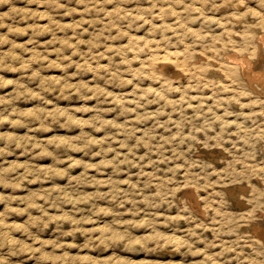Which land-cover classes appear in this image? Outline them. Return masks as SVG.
<instances>
[{
	"label": "rangeland",
	"instance_id": "1",
	"mask_svg": "<svg viewBox=\"0 0 264 264\" xmlns=\"http://www.w3.org/2000/svg\"><path fill=\"white\" fill-rule=\"evenodd\" d=\"M148 1L0 0V264H264V0Z\"/></svg>",
	"mask_w": 264,
	"mask_h": 264
},
{
	"label": "bare ground",
	"instance_id": "2",
	"mask_svg": "<svg viewBox=\"0 0 264 264\" xmlns=\"http://www.w3.org/2000/svg\"><path fill=\"white\" fill-rule=\"evenodd\" d=\"M141 1H143V0H141ZM159 1H160V0H158V2H159ZM166 1H167V0H166ZM169 1H170V0H169ZM173 1H174V0H173ZM181 1H184V2H185V0H181ZM145 2H146V1H145ZM149 2H150V0H149L147 3H149ZM176 3H177V2H176ZM179 3H180V1L178 2V4H179ZM181 3H182V2H181ZM181 3H180V4H181ZM142 4H143V3H142ZM144 4H145V3H144ZM154 4H155V3H154ZM189 4H191V2H190ZM197 4H198V3H197ZM186 5H187V4H186ZM195 5H196V4H195ZM195 5H194V6H195ZM163 6H164V5H163ZM166 6H167V5H166ZM171 6H172V5H171ZM182 6H183V5H182ZM187 6H188V5H187ZM196 6H197V5H196ZM154 7H155V6H154ZM164 7H165V6H164ZM169 7H170V6H169ZM188 7H189V6H188ZM190 7H191V6H190ZM165 8H166V7H165ZM165 8H164V10H166ZM167 8H168V7H167ZM194 8H195V7H194ZM197 8H198V7H197ZM161 9H162V8H161ZM161 9H160V10H161ZM182 9H184V8L182 7ZM234 9H235V8H234ZM160 10H159V11H160ZM171 10H172V9H171ZM199 10L201 11V9H199ZM199 10H198V13H199ZM177 11H178V10H177ZM179 11H180V10H179ZM186 11H187V10H186ZM165 12H166V11H165ZM167 12H168V10H167ZM172 12H173V11H172ZM203 12H204V11H203ZM136 13H137V12H136ZM136 13H135V14H136ZM256 13H257V12H256ZM125 14H126V13H125ZM139 14H140V13H139ZM139 14H138V15H139ZM154 14H155V13H154ZM167 14H168V13H167ZM173 14H174V13H173ZM200 14H201V13H200ZM253 14H254V13H253ZM261 14H262V13H261ZM126 15H127V14H126ZM156 15H157V14H156ZM156 15H155V17H156ZM159 15H160V14H159ZM177 15H178V14H177ZM136 16H137V15H136ZM136 16H135V17H136ZM160 16H161V15H160ZM160 16H159V17H160ZM175 16H176V15H175ZM178 16H179V15H178ZM186 16H187V15H186ZM255 16H256V15H255ZM255 16H254V17H255ZM258 16H259V15H258ZM258 16H257V18H258ZM260 16H261V15H260ZM260 16H259V17H260ZM166 17H167V15H166ZM170 17H171V16H170ZM203 17H204V16H203ZM208 17H210V16H208ZM208 17H207V18H208ZM123 18H124V17H123ZM153 18H154V16H153ZM163 18H164V17H163ZM199 18H200V17H199ZM204 18H205V17H204ZM232 18H233V17H232ZM234 18H238V17H234ZM251 18H252V17H251ZM262 18H264V17H262ZM142 19H143V18H142ZM154 19H155V18H154ZM208 19H209V18H208ZM211 19H212V18H211ZM214 19H215V18H214ZM241 19H243V18H241ZM252 19H254V18H252ZM255 19H256V17H255ZM255 19H254V20H255ZM146 20H147V19H146ZM181 20H182V19H181ZM220 20H221V19H220ZM223 20H224V19H223ZM225 20H226V19H225ZM233 20H234V19H233ZM244 20H245V19H244ZM143 21H145V20H143ZM150 21H151V19H150ZM172 21H173V20H172ZM204 21H205V20H204ZM231 21H232V20H231ZM236 21L238 22V20H236ZM242 21H243V20H242ZM257 21H258V20H257ZM260 21H261V20H260ZM145 22H146V21H145ZM148 22H149V21H148ZM174 22H175V21H174ZM174 22H173V23H174ZM178 22H180V21H178ZM182 22H183V21H182ZM207 22H209V21H207ZM217 22H218V21H217ZM228 22H229V20H228ZM154 23H155V22H154ZM159 23H161V22H158V24H159ZM170 23H171V22H170ZM218 23H219V22H218ZM233 23H235V21H234ZM112 24H113V23H112ZM180 24H181V23H180ZM220 24H221V23H220ZM222 24H223V23H222ZM222 24H221V25H222ZM226 24H227L228 26L230 25L229 23H226ZM244 24H246V23L244 22ZM247 24H250V22L247 23ZM258 24L260 25V23H258ZM148 25H149V24H148ZM155 25H156V24H155ZM163 25H164V23H163ZM234 25H235V24H234ZM255 25H256V24H255ZM149 26H150V25H149ZM151 26H152V25H151ZM151 26H150V28L153 27V26H152V27H151ZM158 26H159V25H158ZM164 26H167V24L164 25ZM164 26H163V27H164ZM168 26H169V25H168ZM155 27H156V26H155ZM182 27H183V26H182ZM249 27H251V26H249ZM114 28H115V27H114ZM119 28H120V27H119ZM156 28H157V27H156ZM160 28H161V27H160ZM168 28H169V27H168ZM168 28H167V29H168ZM174 28H175V26H174ZM174 28H171V30L174 29ZM222 28H224V27L222 26ZM252 28H254V27H252ZM252 28H251V29H252ZM117 29H118V27H117ZM146 29H147V28H146ZM181 29H183V28H181ZM189 29H190V28H189ZM191 29H192V28H191ZM251 29L249 28V30H251ZM256 29L259 30L258 28H256ZM114 30H115V29H114ZM118 30H119V29H118ZM125 30H126V29H125ZM153 30H154V29H153ZM175 30H176V29H174V31H175ZM193 30H194V29H193ZM246 30H247V29H246ZM246 30H245V31H246ZM260 30H261V29H260ZM126 31H127V30H126ZM172 31H173V30H172ZM183 31H185V29H184ZM186 31H188V26H187V30H186ZM253 31H254V30H252L251 32H253ZM255 31H256V30H255ZM117 32H118V31H117ZM119 32H120V30H119ZM189 32H191V30H189ZM189 32H188V33H189ZM224 32H225V30H224ZM226 32H227V31H226ZM258 32H260V31H258ZM262 32L264 33V30H262ZM152 33H153V32H152ZM188 33H187V34H188ZM236 33H237V32H236ZM167 34H168V33H167ZM196 34H197V33H196ZM196 34H195V35H196ZM238 34H239V33H238ZM250 34H251V33H250ZM255 34H256V33H255ZM125 35H126V33H125ZM127 35H128V34H127ZM130 35H131V34H130ZM258 35H259V34H258ZM258 35H257V36H258ZM128 36H129V35H128ZM196 36H198V34H197ZM231 36H233V35H231ZM248 36H249V35H248ZM248 36H247V37H248ZM143 37H144V36H143ZM143 37H141V38L143 39ZM247 37H246V38H247ZM249 37H250V36H249ZM254 37H256V36H254ZM130 38H131V37H130ZM137 38H138V40L140 39L139 37H137ZM137 38H135V39H137ZM144 38H146V37H144ZM222 38H223V37H222ZM227 38H228V37H227ZM256 38H257V37H256ZM128 39H129V38H128ZM150 39H153V38H150ZM224 39H225V38H224ZM252 39H253V38H252ZM252 39H251V40H252ZM131 40H132V39H131ZM138 40H136V41H138ZM145 40H146V39H145ZM145 40H144V41H145ZM155 40H156V39H155ZM237 40H238V39H237ZM249 40H250V39H249ZM254 40H255V39H254ZM129 41H130V40H129ZM129 41H128V43H129ZM136 41H134V43H135ZM148 41H149V40H148ZM167 41H168V40H167ZM225 41H226V39H225ZM230 41H231V39H230ZM247 41H248V40H247ZM130 42H131V41H130ZM150 42L152 43V41H150ZM157 42H158V41H157ZM218 42H219V41H218ZM227 42H229V41L227 40ZM238 42H239V41H238ZM252 42H253V41H252ZM128 43H127V44H128ZM148 43H149V42H148ZM166 43H167V42H166ZM224 43H225V42H223V44H224ZM232 43H234V41L231 42V44H232ZM241 43H242V42H241ZM258 43H259V44L263 47V49H264V34H261V35L258 37ZM127 44H126V46H127ZM157 44H158V43H157ZM157 44H156V46H157ZM183 44H184V43H183ZM221 44H222V42H221ZM223 44H222V45H223ZM231 44H230V45H231ZM248 44H249V43H248ZM254 44H255V43H254ZM186 45H187V43H186ZM241 45H242V44H241ZM257 45H258V44H257ZM145 46H146V45H145ZM156 46H155V47H156ZM161 46H162V45H161ZM183 46H184V45H183ZM188 46H189V45H188ZM253 46H254V45H253ZM119 47L121 48V46H119ZM127 47H128V46H127ZM151 47H152V46H151ZM155 47H154V48H155ZM165 47H166V46H165ZM209 47H210V46H209ZM212 47H213V46H212ZM221 47H223V46H221ZM230 47H232V46H230ZM239 47H242V46H239ZM239 47H237V48H239ZM243 47H244V46H243ZM258 47H259V46H258ZM258 47H256V45H255V48L258 49ZM262 47H261V48H262ZM116 48H117V47H116ZM156 48H158V46H157ZM156 48H155V49H156ZM163 48H164V47H163ZM167 48H168V47H167ZM187 48H188V47H187ZM206 48H207V47H206ZM206 48H205V49H206ZM219 48H220V47H219ZM226 48H227V47H226ZM228 48H229V46H228ZM249 48H250V46H249ZM255 48H254V50H253L254 52L252 51L253 53H256V52H255ZM261 48H259V49H261ZM123 49H124V48H123ZM131 49H132V48H131ZM160 49H161V48H160ZM212 49H213V48H212ZM241 49H242V48H241ZM243 49H244V48H243ZM243 49H242L241 51H243ZM132 50H133V49H132ZM156 50H157V49H156ZM158 50H159V49H158ZM167 50H168V49H167ZM169 50H170V49H169ZM169 50H168V52H169ZM214 50H215V49H214ZM216 50H218V49H216ZM227 50H228V49H227ZM231 50H233V49L231 48ZM239 50H240V49H239ZM247 50H249V49H247ZM139 51H141V50H138L137 52H139ZM145 51H146V50H145ZM153 51H154V50H153ZM160 51H161V50H160ZM173 51H174V50H173ZM117 52H118V51H117ZM161 52H162V51H161ZM166 52H167V51H165L164 53H166ZM181 52H182V51H181ZM187 52H188V51H187ZM211 52H212V51H211ZM211 52H210V53H211ZM214 52H215V51H214ZM219 52H220V51H219ZM219 52H218V53H219ZM226 52H227V51H226ZM226 52H225V53H226ZM245 52H247V51H245ZM118 53H119V52H118ZM139 53H140V52H139ZM162 53H163V52H162ZM182 53H183V52H182ZM208 53H209V51L207 52V54H208ZM210 53H209V54H210ZM241 53H242V52H241ZM241 53H238V56H240L239 54H241ZM248 53H249V52H248ZM166 54H167V53H166ZM169 54H170V53H169ZM179 54H180V53H179ZM184 54H185V52H184ZM204 54H205V53H204ZM207 54H206V55H207ZM223 54H224V53H223ZM123 55H124V54H123ZM125 55H126V54H125ZM132 55H133V53H132ZM147 55H148V54H147ZM175 55H176V54H175ZM180 55H181V54H180ZM185 55H186V54H185ZM213 55L215 56V55H217V54L215 53V54H213ZM242 55H244V54H242ZM251 55H253V54L251 53ZM134 56H135V55H134ZM138 56H140V55H138ZM141 56H142V55H141ZM143 56H144V55H143ZM145 56H146V54H145ZM169 56H170V55H169ZM210 56H211V55H210ZM253 56H254V55H253ZM255 56H256V55H255ZM121 57H123V56H121ZM155 57H158V56L155 55L154 58H155ZM170 57H173V56H170ZM186 57H187V56H186ZM199 57H201V54H200ZM203 57H204V56H203ZM217 57H218V56H217ZM131 58H132V57H130V59H131ZM133 58H134V57H133ZM133 58H132V59H133ZM154 58H153V59H154ZM183 58H184V56H183ZM204 58H205V57H204ZM212 58H216V57H212ZM222 58H223L222 60H224L226 63L231 64L234 68H236V70H237V68L239 69V70H237V71H238L239 74H241L242 77L245 79L244 81L247 83V86H246L247 88L249 87V88H251L252 90H255V88L257 87V86L254 85L255 82L258 83V84H260V85H262V86H264V67H263L260 71H258V70L255 71V70L251 69L249 63H247V62L245 61V58H243V57L240 58V57H237L236 55H233V54L224 55V56H222ZM157 59H159V58H157ZM168 59H169V58H168ZM195 59H196V58H195ZM146 60H148V59H146ZM151 60H152V59H151ZM175 60H176V59H175ZM246 60H247V59H246ZM192 61H193V60H192ZM207 61H208V60H207ZM209 61H211V60H209ZM130 62H131V61H130ZM144 62H145V61H144ZM169 62H170V60H169ZM172 62H174V61H172ZM172 62H171V63H172ZM184 62H185V61H184ZM188 62H189V61H188ZM211 62H213V61H211ZM214 62H215V61H214ZM214 62H213V63H214ZM125 63H126V62H125ZM178 63H179V62H178ZM190 63H191V62H190ZM204 63H205V62H204ZM204 63H202V64H204ZM208 63H209V62H208ZM215 63H216V62H215ZM254 63H255V62H254ZM159 64H161V63H159ZM179 64H180V63H179ZM209 64H210V63H209ZM129 65H130V64H129ZM139 65H140V64H139ZM139 65H138V66H139ZM162 65H163V64H162ZM168 65H170V64H168ZM193 65H194V62H193ZM195 65H196V64H195ZM199 65L201 66V63H200ZM220 65H221V64H220ZM231 65H230L229 67H231ZM130 66H131V65H130ZM141 66H143V65H141ZM185 66L187 67V65H185ZM188 66H189V65H188ZM212 66H213V65H212ZM144 67H145V66H143V68H144ZM165 67H166V66H165ZM174 67H176V66L174 65ZM202 67H203V65H202ZM205 67H206V65H205ZM214 67H215V65H214ZM221 67H222V66H221ZM223 67H225V66H223ZM223 67H222V68H223ZM227 67H228V66H227ZM233 67H232V68H233ZM127 68H129V67H127ZM139 68H140V66H139ZM176 68H177V67H176ZM178 68H181V67H178ZM190 68H191V70H192L193 67H190ZM208 68H209V66H207V68H204V67H203L204 71H205V69H208ZM210 68H211V67H210ZM210 68H209V69H210ZM225 68H226V67H225ZM193 69H194V68H193ZM203 69H202V70H203ZM209 69H208V70H209ZM217 69H218V68H217ZM217 69H216V70H217ZM226 69H227V68H226ZM126 70H127V69H126ZM139 70H140V69H139ZM144 70H145V69H144ZM202 70H201V71H202ZM208 70H206V71H208ZM214 70H215V69H214ZM236 70H234V72L237 73ZM110 71H111V70H110ZM116 71H117V70H116ZM156 71H157V70H156ZM218 71H219V69H218ZM117 72H118V71H117ZM127 72H128V70H127ZM143 72H144V71H143ZM154 72H155V71H154ZM159 72H160V71H159ZM226 72H227V71H226ZM132 73H133V72H132ZM141 73H142V72H141ZM148 73H149V72H148ZM199 73H200V72H199ZM204 73H205V72H204ZM110 74H112V72H111ZM113 74H114V73H113ZM113 74H112V75H113ZM146 74H147V73H146ZM180 74H181V73H180ZM202 74H203V71H202ZM222 74H223V73H222ZM230 74H232V73L230 72ZM230 74H229V76H230ZM118 75H119V74H118ZM132 75H133V74H131V76H132ZM135 75H136V74H135ZM149 75H150V74H149ZM161 75H162V74H161ZM181 75H182V74H181ZM199 75H200V74H199ZM205 75H206V74H204V76H205ZM227 75H228V74H227ZM241 75H238V76H241ZM136 76H137V75H136ZM194 76H195V74H194ZM223 76H224V75H223ZM232 76H233V75H232ZM150 77H152V76H150ZM180 77H181V76H180ZM205 77L208 78L209 76H205ZM215 77H216V76H215ZM230 77H231V76H230ZM198 78L200 79V76H198ZM210 78H211V76H210ZM212 78H213V76H212ZM212 78H211V79H212ZM225 78H226V77H225ZM225 78L223 77V79L226 81L228 78H227V79H225ZM235 78H236V76H235ZM136 79H137V78H135V80H136ZM140 79H141V78H140ZM151 79H152V78H151ZM199 79H198V80H199ZM201 79H202V78H201ZM220 79H221V78H220ZM147 80H148V77H147ZM147 80H146V82H147ZM198 80H197V81H198ZM205 80H206V82H208L207 79H205ZM221 80H222V79H221ZM228 80H229V79H228ZM232 80H233V79H232ZM136 81H138V80H136ZM144 81H145V80H144ZM153 81H154V80H153ZM194 81H195V80H194ZM233 81H235V80H233ZM237 81H238V80H237ZM184 82H185V81H184ZM192 82H193V80H192ZM192 82H191V83H192ZM200 82H201V81H200ZM214 82H215V81H213V83H214ZM226 82H227V81H226ZM226 82H225V83H226ZM240 82H241V81H240ZM208 83H209V82H208ZM211 83H212V82H211ZM229 83H230V81H229ZM194 84H195V83H194ZM205 84H207V83H205ZM216 84H217V83H216ZM230 84L233 85V83H230ZM234 84H235V83H234ZM243 84H244V83H243ZM161 85H162V84H161ZM180 85H181V84H180ZM184 85H185V84H184ZM190 85H191V84H190ZM201 85H202V84H201ZM210 85H211V84H210ZM219 85H220V83H218V86H219ZM244 85H245V84H244ZM186 86H187V85H186ZM192 86H193V85H192ZM192 86H190V87H192ZM208 86H209V84H208ZM208 86H203L202 92H203V90H204V87H208ZM212 86H213V85H212ZM214 86H215V85H214ZM216 86H217V85H216ZM216 86H215V87H216ZM218 86H217V87H218ZM241 86H242V85H241ZM262 86H261V87H262ZM145 87H146V86H145ZM156 87H157V86H156ZM169 87H170V86H169ZM176 87H177V86H176ZM179 87H180V86H179ZM195 87H196V85H195ZM197 87H199V86L197 85ZM221 87H222V85H221ZM226 87H227V86H226ZM226 87H225V88H226ZM228 87H230V86H228ZM232 87H233V86H232ZM148 88L151 89L150 87H147V89H148ZM172 88H173V87H172ZM172 88H171V89H172ZM184 88H185V87H184ZM184 88H183V89H184ZM201 88H202V87H201ZM211 88H212V87H211ZM213 88H214V87H213ZM222 88H224V87H222ZM222 88H221V89H222ZM225 88H224V89H225ZM239 88H240V87H239ZM153 89H154V88H153ZM156 89H157V88H156ZM165 89H167V88H165ZM175 89H176V88H175ZM191 89H192V88H191ZM198 89H199V88H198ZM205 89H206V88H205ZM216 89L218 90V89H220V88H216ZM224 89H223V90H224ZM226 89H227V88H226ZM228 89H229V88H228ZM236 89H237V88H236ZM145 90H146V88H145ZM169 90H170V89H169ZM194 90H195V89H194ZM207 90H209V88L206 89V91H207ZM212 90H213V89H212ZM214 90H215V89H214ZM217 90H216V91H217ZM230 90H231V89H230ZM242 90H243V89H242ZM248 90H249V89H248ZM252 90H251V91H252ZM261 90H263V89H261ZM178 91H179V90H178ZM192 91H193V90H192ZM200 91H201V89H200ZM209 91H210V90H209ZM224 91H225V90H224ZM249 91H250V90H249ZM156 92H157V91H156ZM161 92H162V91H161ZM183 92H184V90H183ZM195 92H196V90H195ZM204 92H205V91H204ZM217 92H218V91H217ZM219 92H220V91H219ZM227 92H229V91L227 90ZM230 92H231V91H230ZM230 92H229V93H230ZM263 92H264V91H263ZM147 93H148V92H147ZM149 93H150V91H149ZM190 93H191V92H190ZM212 93H213V92H212ZM214 93H215V92H214ZM214 93H213V94H214ZM231 93H233V92H231ZM234 93H235V91H234ZM242 93H245V92L243 91ZM246 93H248V92H246ZM157 94H159V93L157 92ZM160 94H161V93H160ZM163 94H164V93H163ZM163 94H161L160 96H162ZM179 94H180V92H179ZM188 94H189V93H188ZM199 94H200V93H199ZM226 94H227V93H226ZM249 94H250V93H249ZM252 94H254V93L252 92ZM193 95H194V94H193ZM196 95H197V93H196ZM208 95H209V94H208ZM208 95H207V97H208ZM246 95H247V94H246ZM263 95H264V94H263ZM183 96H184V95H183ZM209 96H210V95H209ZM215 96H217V94H216ZM232 96H233V95H232ZM250 96H251V94H250ZM256 96H257V95H256ZM256 96H255V97H256ZM163 97H164V96H163ZM173 97L175 98V96H173ZM178 97H179V96H178ZM189 97H190V96H189ZM198 97H199V96H198ZM202 97H204V99L207 98V97H205L204 95H203ZM222 97H223V96H222ZM251 97H252V96H251ZM184 98H185V97H183V99H184ZM209 98H210V97H209ZM214 98H215V97H214ZM218 98H219V97H218ZM224 98H225V95H224ZM228 98H229V97H228ZM230 98H231V97H230ZM230 98H229V99H230ZM233 98H234V97H233ZM257 98H258V96H257ZM167 99H168V98H167ZM167 99H166V100H167ZM177 99H178V98L176 97V99H174V101L177 100ZM190 99H191V98H190ZM199 99H200V98H199ZM240 99H241V98H240ZM247 99H248V98H247ZM262 99H263V98H262ZM262 99H261V100H262ZM168 100H169V99H168ZM168 100H167V101H168ZM178 100H179V99H178ZM180 100H182V99H180ZM188 100H189V99H188ZM191 100H192V99H191ZM206 100H207V99H206ZM212 100L214 101V99H212ZM245 100H246V99H245ZM245 100H244V101H245ZM249 100H250V99H248V101H249ZM254 100H255V99H254ZM258 100H260V98L256 99L255 101H258ZM169 101H171V100H169ZM184 101H185V100H184ZM236 101H237V100H236ZM252 101H253V100H252ZM172 102H173V101H172ZM206 102H208V101H206ZM214 102H215V101H214ZM217 102H218V101H217ZM245 102H246V101H245ZM253 102H254V101H253ZM259 102H260V101H259ZM261 102H262V101H261ZM168 103H169V102H168ZM170 103H171V102H170ZM246 103H247V102H246ZM165 104H166V102H165ZM176 104H177V103H176ZM179 104H180V103H179ZM189 104H191V103H189ZM192 104H193V103H192ZM222 104H223V103H222ZM237 104H238V103H237ZM262 104H263V103H262ZM162 105H163V104H162ZM165 106H166V105H165ZM186 106H187V105H186ZM208 106H209V105H208ZM222 106H223V105H222ZM190 107H191V105H190ZM213 107H214V105H213ZM192 108H193V107H192ZM207 108H208V107H207ZM217 108H219V107H217ZM221 108H224V107H221ZM225 108H226V107H225ZM246 108H247V107H246ZM188 109H189V108H188ZM190 109H191V108H190ZM193 109H195V108H193ZM202 109H203V108H202ZM210 109H211V108H210ZM213 109H214V108H213ZM247 109H248V108H247ZM200 110H201V109H200ZM208 110H209V109H208ZM243 110H244V109H243ZM248 110H249V109H248ZM194 111H195V110H194ZM196 111H197V110H196ZM196 111H195V112H196ZM210 111H211V110H210ZM212 111H213V110H212ZM216 111H217V110H216ZM240 111H242V110H240ZM191 112H192V110H191ZM219 112H220V111H219ZM248 112H249V111H248ZM216 113H217V112H216ZM202 114H203V113H202ZM205 114H206V113H205ZM214 114H215V111H214ZM241 114H242V113H241ZM246 114H247V113H246ZM243 115H244V114H243ZM256 115H257V114H256ZM256 115H255V116H256ZM261 115H262V114H261ZM221 117H222V116H221ZM241 117H242V116H241ZM246 117H247V115L245 116V118H246ZM257 117H258V116H257ZM219 118H220V117H219ZM242 118H243V117H242ZM247 118H248V117H247ZM216 119H217V118H216ZM216 119H214V121H215ZM258 119L260 120L259 117H258ZM220 120H222V119H220ZM257 121H258V120H257ZM217 122H218V121H217ZM221 122H222V121H221ZM223 122H224V121H223ZM258 128H259V127H258ZM254 129H255V128H254ZM247 130H248V129H247ZM252 130H253V129H252ZM259 130H260V129H259ZM257 138H258V137H257ZM254 140H255V139H254ZM257 140H259V139H257ZM257 140H256V141H257ZM256 141H255V142H256ZM259 141H260V140H259ZM261 141H262V140H261ZM257 142H258V141H257ZM257 142H256V145H258ZM259 143H260V142H259ZM261 145H262V144H261ZM259 147H261V146H259ZM262 191H263V190H262ZM262 191H260V193H262ZM260 193H259V194H260ZM262 196H263V195H262ZM263 197H264V196H263ZM258 199H259V200H260V199L262 200V197H261V198H258ZM184 201H185V200H184ZM186 201H187V200H186ZM262 201H263V200H262ZM183 203H184V202H183ZM186 204H187V203H186ZM238 205H239V204H238ZM187 206H188V204H187ZM240 206H242V205H240ZM191 207H193V206L191 205ZM237 207H238V206H237ZM185 208H186V207H185ZM194 209H195V208H194ZM237 209H238V208H237ZM239 209H240V208H239ZM263 209H264V208H263ZM190 210H191V209H190ZM240 210H241V209H240ZM243 210H244V209H243ZM195 211H196V212H195ZM195 211H194V212L197 214V209H196ZM241 211H242V210H241ZM189 212H190V211H189ZM217 212H218V210H217ZM217 212H216V214H217ZM245 212H246V211H245ZM261 212H262V211H261ZM212 213H214V211H213ZM240 213H241V212H240ZM259 213H260V211H259ZM218 214H219V213H218ZM218 214H217V215H218ZM246 214H247V213H245V215H246ZM192 215H193V214H192ZM217 215H216V216H217ZM245 215H244V216H245ZM254 216H255V215H254ZM197 217H200V216H196V218H197ZM255 217H256V216H255ZM199 219H200V218H199ZM257 219H258V218H257ZM244 220H245V218H244ZM248 220H249V219H248ZM248 220H247V221H248ZM252 221H254V220H252ZM242 226H243V225H242ZM242 226H241V227H242ZM238 229H239V228H238ZM252 231H253V230H252ZM246 232H247V231H246ZM261 233H262V232H261ZM254 234H255V233H254ZM259 234H260V232H259ZM262 234H263V233H262ZM248 235H249V233H248ZM248 235H245V237L248 236ZM260 235H261V234H260ZM261 236H262V235H261ZM261 236H260V238L262 239L263 236H262V237H261ZM251 238H252V237H251ZM254 238H255V237H254ZM260 242H261V241H260ZM263 247H264V246H263Z\"/></svg>",
	"mask_w": 264,
	"mask_h": 264
}]
</instances>
